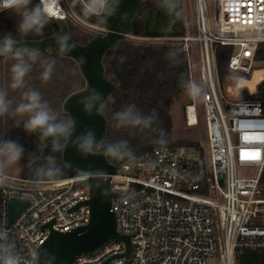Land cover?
I'll return each mask as SVG.
<instances>
[{"label": "built area", "instance_id": "2783aa9c", "mask_svg": "<svg viewBox=\"0 0 264 264\" xmlns=\"http://www.w3.org/2000/svg\"><path fill=\"white\" fill-rule=\"evenodd\" d=\"M75 2L85 8L89 4ZM96 11L91 10L93 19L100 20ZM52 16L86 33L103 31L81 17L70 0H53ZM196 25V38L184 34L172 39L187 53L193 81L191 50L193 42L198 44L200 85L206 95L192 98V104L188 95L184 119L188 127H195L204 109L209 155L193 147L167 146L117 166L110 176L117 194L112 210L118 231L132 237L131 258L123 256V242H112L74 264H207L218 253L224 264H237L238 248H264V226L258 223L264 214V103L226 99L216 59L218 47H229L231 72L251 74L257 69L258 51L264 45V0H216L213 25L205 0H197ZM236 47L240 49L234 53ZM238 167L256 168L257 174L239 177ZM88 180L78 174L56 183H34L8 175L0 183V225L23 261L48 240V224L53 231L68 233L90 222ZM13 199L27 205L11 220Z\"/></svg>", "mask_w": 264, "mask_h": 264}, {"label": "trees", "instance_id": "16d2710c", "mask_svg": "<svg viewBox=\"0 0 264 264\" xmlns=\"http://www.w3.org/2000/svg\"><path fill=\"white\" fill-rule=\"evenodd\" d=\"M35 2V0H34ZM162 0H150L145 6L157 9ZM177 24L175 26V34L173 37H180L185 34V20L182 11L175 14ZM18 17L12 12L0 13V39L6 33H12L17 41L22 40H38L47 36H51L59 32V27L55 20L45 27L42 34H30L23 36L16 32L15 25ZM71 26V34L73 38L81 43H85L91 38V35L81 31L74 25ZM135 35L139 37H157L155 34H147L143 31L142 10L140 15L134 22ZM178 49L179 63H173L166 59V53L170 50ZM232 50L229 47H218L216 51V59L218 64L219 77L221 81H225L231 72L228 63ZM6 56L0 57V60ZM44 59H55L51 80L44 82L41 80V72L43 68L39 61ZM39 61L33 65L29 76L26 79L27 86L41 92L42 97L50 106L62 115V104L67 96L72 92L80 89L84 85V81L79 73L77 65L70 59L63 58L54 51H45L40 53ZM258 63H264V45L259 48ZM107 75L118 86L119 94L112 95L106 102L102 112L108 119V128L106 135L98 142L109 143L120 139H127L135 158L162 147L150 142V139L158 138L159 129H163L167 134L169 141L167 146L182 147L188 146L203 150L198 143H175L171 139L172 119L169 113V105L174 100H180L187 95L182 87V81L190 80V70L188 66L187 53L179 44H160L148 45L138 44L125 40L121 45L112 49L106 58ZM260 68H264L260 67ZM264 79V69L254 71L253 79H243L241 86H249L252 89L256 87ZM23 90H17L15 94V102L19 103L20 93ZM242 100H257L264 103V81H262L257 92L250 95L246 89H243ZM135 103L137 108L145 114H149L155 109L158 115V123L154 126L155 130H136L134 133L125 129H116L112 119L113 113L121 110L126 104ZM0 137L5 139H15L24 146L25 153L21 161V177L27 180H34L33 169L43 164L44 157L52 155L56 157L57 163L63 166L62 152H52L51 144L46 149L42 148V140L35 135L29 136L23 129V122L10 128L4 135ZM102 152V150L100 151ZM35 157L33 163L30 162ZM110 162L116 166H121L129 160H113ZM78 175L77 171L63 169V175L58 179L71 178ZM47 181V180H45ZM260 185L263 190L264 199V170L261 175ZM242 251V253L240 252ZM237 264H264V248L261 247H244L238 248L236 255Z\"/></svg>", "mask_w": 264, "mask_h": 264}, {"label": "clouds", "instance_id": "9594fccd", "mask_svg": "<svg viewBox=\"0 0 264 264\" xmlns=\"http://www.w3.org/2000/svg\"><path fill=\"white\" fill-rule=\"evenodd\" d=\"M120 0H89L86 11L95 8L96 14L103 23L115 15L119 8ZM53 0H0V12H12L18 17L15 25L16 32L28 36L30 34H42L45 27L52 21ZM126 19V14L121 20ZM57 52L61 56H67L76 45L72 41L70 33L61 32L53 37ZM18 42L12 33H6L0 39V56L11 57L15 63L11 66V82L8 87L12 90H23L20 93V101L13 108V101L8 98V90L0 88V116L11 114L23 121V129L27 134H38L40 140L51 144L52 152H61L72 146L82 156L95 155L102 150V155L113 160L123 161L135 159V153L127 139H120L109 143H100L96 132L92 128H85L77 133V121L65 113L55 111L50 104L43 99L40 91L27 86L26 77L34 64L39 61L40 50L17 47ZM178 49L166 53V59L173 63H179ZM43 71L41 80H51L55 59H44L39 61ZM83 62V58L81 61ZM182 87L189 97L200 99L206 95L205 89L193 80L182 81ZM80 100L82 112L91 116L99 114L106 105L105 97L96 89L85 87L81 90ZM21 119L16 120L19 126ZM112 119L116 129H125L134 133L136 130H155L158 123V115L155 109L145 114L137 108L135 103L126 104L121 110L113 113ZM150 142L167 147L169 141L166 132L159 129V136ZM24 146L15 139L0 137V183L7 179L8 173L17 167L23 159ZM35 157L30 162L35 161ZM44 163L33 169L34 183H42L45 180L56 183L63 175V169L71 167L70 162L63 166L58 165L56 157L48 155L44 157ZM94 175H107L101 170H80V178L88 180ZM107 190H105V194ZM9 232L3 225H0V264H44L42 254L33 250L29 259L23 261L15 251L12 243L8 242Z\"/></svg>", "mask_w": 264, "mask_h": 264}, {"label": "water", "instance_id": "95a60500", "mask_svg": "<svg viewBox=\"0 0 264 264\" xmlns=\"http://www.w3.org/2000/svg\"><path fill=\"white\" fill-rule=\"evenodd\" d=\"M70 1L81 17L101 27L103 31L95 33L88 41L81 43L73 38L70 23L67 20L56 18L54 20L59 27L58 33L38 40L17 41V47L39 49L40 53L54 51L58 54L53 37L61 32L71 34L72 41L76 45L75 49L67 56L58 55L72 60L77 65L84 85L65 98L61 111L64 114H70L77 121V133L85 128H92L99 141L107 133L108 119L102 109L99 114L94 113L91 116L82 112L81 105L78 103L81 97L77 94L85 87H91L100 92L106 102L112 95L119 94L118 86L107 75L105 61L112 49L121 45L128 37L135 35L134 22L140 15L141 7L149 0H120L118 10L106 24L101 20L93 19V12L86 11L81 2ZM181 7L182 0H162L158 9L148 8L142 13L143 31L160 37L173 36L177 24L175 14ZM123 14H126V19L121 20ZM239 49L240 47H236L234 53H237ZM81 58L83 62H80ZM187 102L192 104L193 99L189 98ZM183 114L185 118V105ZM31 135L39 138L38 134ZM49 144L42 141V148L46 149ZM62 158L64 164L65 162L71 164V167L67 169L77 171L78 174L80 170H92L93 172L101 170L107 175H94L85 182L90 191V199L86 204L91 210L90 222L87 225L68 233L53 231L52 224L45 226L51 230V233L39 249L44 264H74L78 257L93 255L112 242H123L127 247L123 256L130 259L133 250L132 237L118 231L117 217L112 210V203L117 198V194L112 189L110 176L117 173V166L112 164L109 158L103 156L102 152L82 157L72 146L63 150ZM105 190H107L106 194ZM26 205V201L11 200V220H14Z\"/></svg>", "mask_w": 264, "mask_h": 264}, {"label": "rangeland", "instance_id": "374dc122", "mask_svg": "<svg viewBox=\"0 0 264 264\" xmlns=\"http://www.w3.org/2000/svg\"><path fill=\"white\" fill-rule=\"evenodd\" d=\"M207 14L210 23L213 25L216 16V0H205ZM148 6L142 8V13L146 10ZM196 8H197V0H182V7L180 11H182L184 20H185V36H191L196 38L198 36V28L196 25ZM91 37L94 34L88 33ZM128 41L138 44H148V45H160V44H179V41L172 38H162L159 41H151L147 38H140L139 36H131L127 38ZM180 45V44H179ZM192 63H193V71H194V81L200 84V54L198 50V44L196 42L192 43ZM15 63L11 57H5L0 60V88H5L8 90V98L13 101L12 107L14 108L17 103L15 102V94L17 90H12L8 87L11 82V66ZM264 63L260 62L257 65V69L263 67ZM254 70V71H256ZM254 71L251 74H245L242 72H230L226 77L225 81H221L222 89L226 96V99L229 101H238L242 99L243 89L252 95L257 92L258 86L260 83L256 85L254 89L249 86H241V81L243 79L252 80ZM30 74H28L29 76ZM27 76V77H28ZM26 77V78H27ZM188 94L180 100H174L169 105V113L172 119V133L171 139L175 143H198L201 145L203 153L209 155L208 143H207V131H206V123H205V111L204 109H200L199 116L202 118L199 124L195 127H188L185 123L184 114H183V106L186 103V98ZM223 102V100H222ZM223 106L224 102H223ZM21 119L19 117H13L11 114L6 116H0V135H4L10 128L17 125L16 120ZM21 122L22 119H21ZM201 151V150H200ZM22 161V160H21ZM21 161L19 165L12 170L9 171L8 175L21 177ZM237 175L239 177H254L257 174L256 168L251 167H238L236 169ZM264 209V205H262ZM261 226H264V214L258 222ZM207 264H224L223 257L220 253L210 257L207 260Z\"/></svg>", "mask_w": 264, "mask_h": 264}, {"label": "flooded vegetation", "instance_id": "af4514ba", "mask_svg": "<svg viewBox=\"0 0 264 264\" xmlns=\"http://www.w3.org/2000/svg\"><path fill=\"white\" fill-rule=\"evenodd\" d=\"M149 2H150V0H149L146 4H148ZM146 4H144V5L141 7V10H142L143 7H145ZM161 4H162V3H161ZM160 6H161V5H160ZM160 6H159V7H160ZM159 7H158V8H159ZM148 8H153V7H147L146 10H147ZM158 8H157V9H158Z\"/></svg>", "mask_w": 264, "mask_h": 264}, {"label": "bare ground", "instance_id": "6f19581e", "mask_svg": "<svg viewBox=\"0 0 264 264\" xmlns=\"http://www.w3.org/2000/svg\"><path fill=\"white\" fill-rule=\"evenodd\" d=\"M262 81H264V79Z\"/></svg>", "mask_w": 264, "mask_h": 264}]
</instances>
